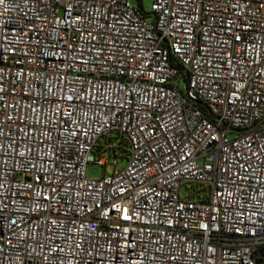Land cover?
Here are the masks:
<instances>
[{"label": "built area", "instance_id": "2783aa9c", "mask_svg": "<svg viewBox=\"0 0 264 264\" xmlns=\"http://www.w3.org/2000/svg\"><path fill=\"white\" fill-rule=\"evenodd\" d=\"M258 258L264 0H0V264Z\"/></svg>", "mask_w": 264, "mask_h": 264}, {"label": "rangeland", "instance_id": "374dc122", "mask_svg": "<svg viewBox=\"0 0 264 264\" xmlns=\"http://www.w3.org/2000/svg\"><path fill=\"white\" fill-rule=\"evenodd\" d=\"M131 4L138 5L137 0H128ZM151 6V0H141V7L144 12H149ZM180 87L183 86L182 82H180ZM233 137V134H228L227 139H231ZM113 157H109L105 167H101L92 163H88L86 166V176L88 178L97 179L102 174H110L114 170L113 166ZM127 164V159L125 156L119 157L116 162V169L122 170ZM180 193L183 194V188H181Z\"/></svg>", "mask_w": 264, "mask_h": 264}, {"label": "trees", "instance_id": "16d2710c", "mask_svg": "<svg viewBox=\"0 0 264 264\" xmlns=\"http://www.w3.org/2000/svg\"><path fill=\"white\" fill-rule=\"evenodd\" d=\"M137 2H138V7H141V0H137ZM118 149H119V152H125L123 154V156H125L127 150H126V146L124 145V143H122V146L118 147ZM256 261H257V264H264L263 259L258 258Z\"/></svg>", "mask_w": 264, "mask_h": 264}]
</instances>
